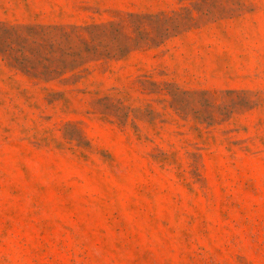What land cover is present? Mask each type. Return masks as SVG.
Instances as JSON below:
<instances>
[{
	"label": "rangeland",
	"instance_id": "rangeland-1",
	"mask_svg": "<svg viewBox=\"0 0 264 264\" xmlns=\"http://www.w3.org/2000/svg\"><path fill=\"white\" fill-rule=\"evenodd\" d=\"M0 264H264V0H0Z\"/></svg>",
	"mask_w": 264,
	"mask_h": 264
}]
</instances>
